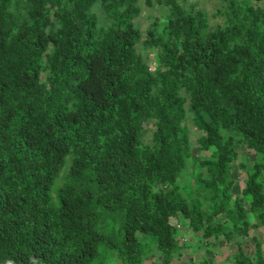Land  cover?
<instances>
[{
  "label": "trees",
  "instance_id": "16d2710c",
  "mask_svg": "<svg viewBox=\"0 0 264 264\" xmlns=\"http://www.w3.org/2000/svg\"><path fill=\"white\" fill-rule=\"evenodd\" d=\"M219 1L0 0V264H264V0Z\"/></svg>",
  "mask_w": 264,
  "mask_h": 264
},
{
  "label": "rangeland",
  "instance_id": "374dc122",
  "mask_svg": "<svg viewBox=\"0 0 264 264\" xmlns=\"http://www.w3.org/2000/svg\"><path fill=\"white\" fill-rule=\"evenodd\" d=\"M191 2H194L197 4L198 8L199 9H202V10H205L206 13H207V16L209 17V21H210V25L212 27L216 26V25H222V21H221V17L219 16H216V10H217V7L218 5L220 4V1L219 0H191ZM159 15H157V13H154L153 9L149 10L147 8H145L143 6V12L141 14V16L139 17V25L141 26V29L144 30L146 29V27L148 26L149 23H151L154 19V17H156ZM149 63V67L150 68H153L154 67V61L153 60H149L148 61ZM196 133L194 132V130H192L191 132V141L193 142V148H192V156H193V160L196 159H200L199 157H203V158H208L210 156V153L209 151H205V152H201L199 151L197 145L195 144V140L197 138V136L195 135ZM151 140V134L150 132L148 134H146L143 138V142L144 143H149ZM241 147L239 148L238 151H241ZM243 152V151H241ZM244 154H245V151H244ZM243 154V155H244ZM248 158H249V162L253 161L254 159L252 154L248 155ZM232 180L234 181L235 184L232 185V192L233 194H236V195H239L241 194L240 192V189H239V186L236 184V181L237 180H242V178L244 177L242 172H240L237 167H234V171L232 172ZM262 182H263V185H264V176L262 178ZM234 197V196H233ZM171 223H177L178 224V221L176 220H172ZM114 227L116 228L117 225H114ZM261 230L264 232V227L261 228ZM253 232V231H251ZM193 237L188 234L187 237H186V240H190L192 239ZM248 240V238L246 237L245 238V242ZM220 246H223L224 249H221ZM264 246V244H263ZM214 250L212 251V253L214 252L213 256L216 258V259H212L213 263L215 264H218V263H221L222 260L226 262V257H229L231 258L232 257V254H228L229 252L232 253L234 248L231 247V244L229 245L228 243H223V242H218V245H214ZM220 248V249H219ZM194 250L191 251V253H187L185 254V257L182 259L181 263L182 264H186V260H187V256L190 258L191 257V261L194 260L195 264H200L204 261V257L206 258V260L210 257V253L205 251L204 248H193ZM246 253L248 255L252 254L253 253V249L252 248H248L246 250ZM116 261V260H115ZM114 262V261H113Z\"/></svg>",
  "mask_w": 264,
  "mask_h": 264
},
{
  "label": "crops",
  "instance_id": "0c3cea01",
  "mask_svg": "<svg viewBox=\"0 0 264 264\" xmlns=\"http://www.w3.org/2000/svg\"><path fill=\"white\" fill-rule=\"evenodd\" d=\"M262 227L254 230L253 232H251V234L249 235L248 240L245 242L244 240V248L248 249V248H252L253 251L255 249V243L253 238L258 239V241L260 242V244L262 245V247L264 248L263 244H264V232L261 230ZM192 248V247H190ZM207 252L210 253V250H205ZM189 252H191V250H189ZM216 259V258H215ZM209 264L213 263L212 259H208L207 261Z\"/></svg>",
  "mask_w": 264,
  "mask_h": 264
},
{
  "label": "clouds",
  "instance_id": "9594fccd",
  "mask_svg": "<svg viewBox=\"0 0 264 264\" xmlns=\"http://www.w3.org/2000/svg\"><path fill=\"white\" fill-rule=\"evenodd\" d=\"M243 154H244V151H243V152H240V155H241V156H242ZM252 156H253L252 159H255V158H254V155H252ZM251 162H254V160L251 161ZM251 162H250V163H251ZM263 176H264V174H263ZM237 181L240 182L241 180H237ZM262 227H264V226H262ZM250 234H251V231L249 232V234H248L246 237H249ZM246 237H242L241 240H240V239H237L238 241H240V242L242 243L243 251H246V250H247V249L244 248V240H245ZM184 240H186V238H185ZM253 240H254V238H253ZM181 242H184V241L181 240ZM254 243H255V241H254ZM220 248H221V249H224L223 246H220ZM220 248H219V249H220ZM214 249H215V248H214V246H213L211 250L213 251ZM234 249H235V248H234ZM189 250L192 251V250H194V249H193V248H187V250L184 249V250L182 251V258H181V261H182V259L185 257V254H187V253L190 254V253H191V252H189ZM211 250H210V251H211ZM212 251L210 252V257H209L208 259H215V257L212 256V255H213ZM254 251H255V249H254ZM254 251H253V252H254ZM208 259H207V261H208ZM189 260H190V259H189V257L187 256L186 264H189ZM204 261H205V257H204ZM204 261H203V262H204ZM203 262L200 263V264H209L208 262H205V263H203ZM211 264H215V263H211ZM218 264H223V263L221 262V263H218ZM224 264H232V263H231V262L226 263V262L224 261Z\"/></svg>",
  "mask_w": 264,
  "mask_h": 264
},
{
  "label": "bare ground",
  "instance_id": "6f19581e",
  "mask_svg": "<svg viewBox=\"0 0 264 264\" xmlns=\"http://www.w3.org/2000/svg\"><path fill=\"white\" fill-rule=\"evenodd\" d=\"M234 154V153H233Z\"/></svg>",
  "mask_w": 264,
  "mask_h": 264
}]
</instances>
